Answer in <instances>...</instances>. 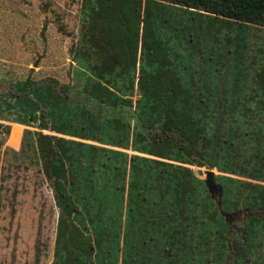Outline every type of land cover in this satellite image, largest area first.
<instances>
[{
    "label": "trees",
    "instance_id": "16d2710c",
    "mask_svg": "<svg viewBox=\"0 0 264 264\" xmlns=\"http://www.w3.org/2000/svg\"><path fill=\"white\" fill-rule=\"evenodd\" d=\"M142 1L129 0L127 18L96 10L102 41L88 46L96 39L86 34L72 50L83 67L81 88L28 75L3 95L15 97L20 123L40 129L26 131L23 152L33 147L26 161L42 162L60 210L52 264H221L223 247L237 242L238 263L254 250L264 260V59L255 78L236 74L248 68L244 42L225 49V41L218 53L212 31L181 35L165 11L179 5L264 27V0H145L155 27L145 30L159 56L144 60L139 26L132 27ZM175 33L178 44L169 43ZM192 164L257 183L216 176L221 208ZM244 193L248 204L235 206ZM234 211L248 223L244 232L223 214Z\"/></svg>",
    "mask_w": 264,
    "mask_h": 264
},
{
    "label": "rangeland",
    "instance_id": "374dc122",
    "mask_svg": "<svg viewBox=\"0 0 264 264\" xmlns=\"http://www.w3.org/2000/svg\"><path fill=\"white\" fill-rule=\"evenodd\" d=\"M139 8L140 14L134 18L132 27L135 29L139 26L138 54L139 59L144 60L159 55L156 43L152 44L150 30H145V25L154 27L152 20L146 21V11H152L151 2L144 0L138 5ZM165 8L167 19L171 20L172 27L178 25L181 35L190 32L191 27L202 35L212 31L217 40L212 46L218 53L222 52L225 41H230L225 49L244 42L248 46L246 56L249 69L244 65L237 66L236 74L244 71L246 76L255 78L258 63L264 59V27L257 24L242 26L226 18H217L213 14L179 5ZM110 9L120 10L124 18L131 11L129 0H0V264H52L60 214L42 162L33 166L32 162L26 161L32 157L33 147L32 152L29 149L27 153L23 152L24 141L26 144L31 140L26 131L40 129L20 123L15 97L4 98L3 95L13 85L11 81L24 79L28 75L36 80L54 77L62 83L73 82L81 88L85 79L81 73L83 67L74 60L72 50L84 44L86 34L89 37L93 34L96 39L95 42L87 40L88 46L102 41L100 32H103L104 21L98 18L96 10L104 13ZM112 23L114 25V20ZM117 25H121V21ZM169 38V43L178 44L181 37L175 33ZM198 47L203 49L202 44ZM261 116L258 115V118L261 119ZM248 151L254 152V148ZM238 164L233 168L236 169ZM190 167L200 179H205V171L210 169L214 171L215 178L226 175L257 183L250 177L234 171L223 172L208 164H192ZM261 184L264 185V181ZM248 198L244 193L237 197L234 205L243 207L248 204ZM242 215L238 212V215H233L232 221L244 232L248 223ZM251 225L252 230L256 228V223ZM243 237L245 245L247 240ZM259 241L258 238L255 243ZM240 247V242L231 244V247L224 246L221 252L227 257H223L222 262L240 264L236 260ZM256 253V250L246 253L247 262L244 264H264V260L256 261ZM261 255L264 256V252Z\"/></svg>",
    "mask_w": 264,
    "mask_h": 264
},
{
    "label": "water",
    "instance_id": "95a60500",
    "mask_svg": "<svg viewBox=\"0 0 264 264\" xmlns=\"http://www.w3.org/2000/svg\"><path fill=\"white\" fill-rule=\"evenodd\" d=\"M205 173V182L209 188V191L212 194L213 198L217 199L219 206L222 208L223 186L216 181L215 173L213 170L206 169ZM223 214L229 223H233L232 217L233 215H238V212H223Z\"/></svg>",
    "mask_w": 264,
    "mask_h": 264
}]
</instances>
